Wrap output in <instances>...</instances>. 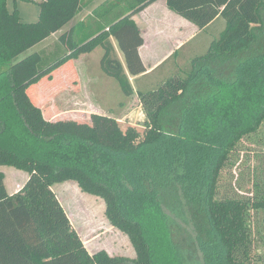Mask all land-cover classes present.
<instances>
[{
	"label": "trees",
	"instance_id": "obj_1",
	"mask_svg": "<svg viewBox=\"0 0 264 264\" xmlns=\"http://www.w3.org/2000/svg\"><path fill=\"white\" fill-rule=\"evenodd\" d=\"M7 1L0 0V264H253L249 216L264 209V197H223L220 188L264 129V0H166L200 30L221 17L226 27L205 54L149 90L130 81L147 72L134 16L158 0H106L59 37L56 59L41 51L17 62L95 0H38L35 23ZM99 48L102 71L139 97L143 134L106 114L48 119L30 98L32 85ZM3 166L28 173L18 193H8ZM67 181L103 199L135 258L87 250L53 190ZM191 205L202 221L183 248L175 233L189 226Z\"/></svg>",
	"mask_w": 264,
	"mask_h": 264
},
{
	"label": "rangeland",
	"instance_id": "obj_2",
	"mask_svg": "<svg viewBox=\"0 0 264 264\" xmlns=\"http://www.w3.org/2000/svg\"><path fill=\"white\" fill-rule=\"evenodd\" d=\"M105 1L95 0L61 32L24 53L14 62L41 51L45 52L51 61L56 59L54 52L59 48L60 35L71 26L83 21ZM7 8L11 12L16 8L25 23H35L39 19L38 0L16 3L14 0H8ZM225 27V19L219 18L207 30L196 36L181 54L167 63L164 68L142 79V88L135 81L133 85L140 90H149L160 85L176 70L180 71V68L188 66L195 56L205 54L211 43L220 37ZM118 51L125 64L124 56L119 48ZM102 56L103 50L99 48L91 54L66 63L51 78H45L38 84L32 85L28 90L30 98L40 107L42 106L43 114L48 119L90 122L92 114H106L116 118L124 130L130 126L143 134L146 114L139 97L126 96L117 81L102 71ZM253 138L251 143L247 142L249 148L243 147L242 162L239 167L230 171L222 181L221 196H237L258 199V201L264 197V129ZM1 170L5 174V184L10 195L21 191L29 178L28 173L13 167L3 166ZM53 190L91 254L104 250L110 255L131 259L136 257L128 236L114 228L108 221L103 199L82 192L73 181L57 184ZM191 206L192 210L187 216L189 226H184L175 233V240L183 248L189 247L188 239L197 234L194 226L202 221L200 211L195 210L194 205ZM249 226L254 247L253 264H264V209L250 210Z\"/></svg>",
	"mask_w": 264,
	"mask_h": 264
},
{
	"label": "crops",
	"instance_id": "obj_3",
	"mask_svg": "<svg viewBox=\"0 0 264 264\" xmlns=\"http://www.w3.org/2000/svg\"><path fill=\"white\" fill-rule=\"evenodd\" d=\"M134 20L138 24L145 40L144 45L140 48V56L147 68V72L136 77L129 75L132 85L135 81L140 85L139 87L142 85V79L150 77L154 73L153 71L162 63L180 51L182 47L189 45L196 36L204 31L169 10L166 0H158L150 4L141 13L134 16ZM113 43L118 57L122 61L116 42ZM133 87L135 88L134 85Z\"/></svg>",
	"mask_w": 264,
	"mask_h": 264
}]
</instances>
